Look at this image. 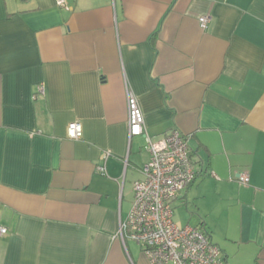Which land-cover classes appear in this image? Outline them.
<instances>
[{
    "label": "crops",
    "instance_id": "crops-1",
    "mask_svg": "<svg viewBox=\"0 0 264 264\" xmlns=\"http://www.w3.org/2000/svg\"><path fill=\"white\" fill-rule=\"evenodd\" d=\"M60 1L0 0V264H150L118 235L151 158L129 93L189 139L192 225L264 264V0Z\"/></svg>",
    "mask_w": 264,
    "mask_h": 264
},
{
    "label": "built area",
    "instance_id": "built-area-1",
    "mask_svg": "<svg viewBox=\"0 0 264 264\" xmlns=\"http://www.w3.org/2000/svg\"><path fill=\"white\" fill-rule=\"evenodd\" d=\"M211 18L210 14L202 15L200 27L206 29ZM39 90L44 93V85ZM128 117L130 138L143 136L151 158L142 168L143 177L134 184L133 207L120 222L118 235L138 243L150 264H229L204 228L181 227L174 219L173 201L195 181L198 171L188 137L179 128L151 137L140 101L133 93L128 95ZM67 132L71 139L82 138V123L70 122ZM98 171L105 173V166L99 165ZM238 180L247 184L250 176L242 173ZM7 231L0 225V236Z\"/></svg>",
    "mask_w": 264,
    "mask_h": 264
},
{
    "label": "rangeland",
    "instance_id": "rangeland-1",
    "mask_svg": "<svg viewBox=\"0 0 264 264\" xmlns=\"http://www.w3.org/2000/svg\"><path fill=\"white\" fill-rule=\"evenodd\" d=\"M174 206V219L176 223L183 227L187 224H196L195 214L197 213V207L192 198H189L187 201L185 199H175L173 201ZM129 246L134 253H137L138 247L134 242L129 241Z\"/></svg>",
    "mask_w": 264,
    "mask_h": 264
},
{
    "label": "trees",
    "instance_id": "trees-1",
    "mask_svg": "<svg viewBox=\"0 0 264 264\" xmlns=\"http://www.w3.org/2000/svg\"><path fill=\"white\" fill-rule=\"evenodd\" d=\"M201 227V226H200ZM203 228V227H202Z\"/></svg>",
    "mask_w": 264,
    "mask_h": 264
},
{
    "label": "water",
    "instance_id": "water-1",
    "mask_svg": "<svg viewBox=\"0 0 264 264\" xmlns=\"http://www.w3.org/2000/svg\"><path fill=\"white\" fill-rule=\"evenodd\" d=\"M132 139V138H131Z\"/></svg>",
    "mask_w": 264,
    "mask_h": 264
}]
</instances>
